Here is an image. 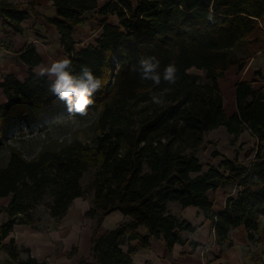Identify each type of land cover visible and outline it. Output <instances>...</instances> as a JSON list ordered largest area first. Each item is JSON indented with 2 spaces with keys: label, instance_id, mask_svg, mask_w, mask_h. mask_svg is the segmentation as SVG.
Here are the masks:
<instances>
[{
  "label": "trees",
  "instance_id": "obj_1",
  "mask_svg": "<svg viewBox=\"0 0 264 264\" xmlns=\"http://www.w3.org/2000/svg\"><path fill=\"white\" fill-rule=\"evenodd\" d=\"M51 1L56 16L47 20L58 30L71 71L79 74L87 66L102 81L92 97L99 107L96 132L90 143L72 138L32 158L11 147L7 163L0 167V198L9 197L0 207L6 214L0 220V252L6 253L1 264H46L31 255L23 258L26 249L5 239L15 224L37 227L34 211L40 204L57 224L73 200L84 196L81 178L90 167L92 200L84 217L93 221L91 249L90 257L78 264H135L134 253L148 247L152 238H162L170 248L187 242L184 232L193 233L198 226L174 214L168 208L171 201L202 211L213 244L230 243L229 233L238 226L249 241H261L264 86L237 80L236 111L228 114L218 79L232 65L241 70L249 57L264 55V0H108L101 5L97 0ZM28 6L0 0L3 26L22 32L21 22L30 16ZM94 9L101 16L100 33L77 48L74 28ZM110 15L117 21H109ZM143 56H155L161 71L174 64L176 84L142 82L136 68ZM19 58L28 66V75L20 79L7 73L0 81L5 97L0 101V139L14 124L31 128L66 109L50 91L52 80L33 72L41 62L35 46H24ZM192 69L202 70L203 77ZM165 88L171 89L166 102L152 103L153 92ZM220 126L235 136L247 129L254 137L248 161L235 153L203 166L197 151L205 134ZM219 188L227 195L223 208L215 211L209 191ZM113 211L129 219L98 233ZM191 244L200 245L194 240Z\"/></svg>",
  "mask_w": 264,
  "mask_h": 264
},
{
  "label": "crops",
  "instance_id": "obj_2",
  "mask_svg": "<svg viewBox=\"0 0 264 264\" xmlns=\"http://www.w3.org/2000/svg\"><path fill=\"white\" fill-rule=\"evenodd\" d=\"M9 1L21 3L24 7L31 3L28 6L30 16L21 22L22 32H15L9 27H4L0 17V81L2 76L7 73H13L20 79L28 75V66L19 58V52L24 46L33 44L41 57L40 64L33 68L35 73L43 63H47L46 59L52 57L51 51L55 46L53 40L56 41L60 50L63 49L58 30L55 25L47 20L56 16V10L51 0ZM64 56L67 58L65 51ZM237 71L241 73L243 69L238 70L237 68ZM219 80L220 78L218 83ZM252 80L255 84V78ZM236 81L231 86L233 93ZM0 101H5L1 87ZM220 157L222 159V156ZM221 159L219 158L214 164H218ZM226 195L227 192L223 188L209 191L210 198L214 200L213 208L215 211L223 208ZM77 198L73 200L66 214L55 227L15 224L5 242L12 238L18 246L26 249L25 252L21 253L23 258L31 255L38 261L46 262V264H78L81 258L90 257L93 222L90 218L84 217V213L89 208V203H76ZM168 208L178 217L187 220L192 225H197V230L193 233L184 232L189 240L184 244L175 243L171 248L162 238H152L148 247L139 249L134 253L135 264H257L255 251L260 250L264 245L261 246V242L258 241L253 243L249 241L242 226L230 231V243L213 246L211 245L213 244V236L209 221L200 209L194 206L183 207L175 201L169 202ZM128 219L121 212L113 211L101 222L98 233H103ZM260 226L264 227V217L261 218ZM191 240L197 241L200 245L194 246L191 244ZM208 242L210 245L205 252L202 251ZM131 243L135 244L136 241ZM211 248L214 249L213 253ZM0 258L5 259L6 253L1 252ZM261 260L264 264V254Z\"/></svg>",
  "mask_w": 264,
  "mask_h": 264
},
{
  "label": "rangeland",
  "instance_id": "obj_3",
  "mask_svg": "<svg viewBox=\"0 0 264 264\" xmlns=\"http://www.w3.org/2000/svg\"><path fill=\"white\" fill-rule=\"evenodd\" d=\"M106 1L108 0H97L99 5ZM108 20L111 22L117 21L116 17L112 15L108 17ZM100 21L101 16L98 15L95 9L84 14L83 21L75 26L72 33L75 40V47L80 48L94 41L95 36L100 32ZM52 42H55V46H53L54 48L51 51L52 57L46 59L47 63H43L41 66L50 65L55 60L65 58L63 49L60 50L57 47L55 40ZM235 52L239 53V49H236ZM191 71L203 77L202 70L192 69ZM239 78L249 80L255 78L256 83L254 86H264V55L257 53L249 57L241 73H238L236 65H232L220 77L219 83L224 100V109L228 114L236 110L234 93L231 90V86ZM98 113L99 107L91 105L87 114L83 116L68 113L67 109H65L54 120L44 124H33L31 128L25 127L22 124H14L11 132L5 138L0 139V167L7 163L11 147L19 149L25 157L32 158L40 150L56 148L60 143L70 141L72 138H78L84 143H90L96 132ZM254 146L255 139L247 129L243 130L238 136H235L228 133L223 126H220L205 134L204 142L198 149L197 155L204 167L208 164H214L219 158L221 159L220 156L233 157L235 153L238 154L239 159L248 161L253 156L252 150ZM215 151L218 152L217 155H214ZM93 171L94 169L90 167L82 176L81 183L84 188V196L78 197L76 203L87 202L90 207L92 193L89 191L88 183L93 175ZM47 199L48 197L46 196L44 201ZM8 201L9 197H1L0 207L6 205ZM34 215L38 218L37 227L51 228L60 222L55 224V221L49 216L45 204L37 206ZM5 218L6 214L4 212L0 213V220H4ZM251 242L253 243L255 241ZM258 242H261V246L264 245V238ZM211 251H214V249ZM255 253L257 264H263L261 258L264 254V246L260 250L255 251ZM2 261L3 259L0 258V264Z\"/></svg>",
  "mask_w": 264,
  "mask_h": 264
},
{
  "label": "clouds",
  "instance_id": "obj_4",
  "mask_svg": "<svg viewBox=\"0 0 264 264\" xmlns=\"http://www.w3.org/2000/svg\"><path fill=\"white\" fill-rule=\"evenodd\" d=\"M71 68V59L62 58L53 61L50 65L39 67L36 74L52 80L50 91L65 103L68 113L83 116L95 103L92 97L94 92L101 89L102 81L87 66L82 67L79 74H73ZM136 71L142 82L151 81L155 86H159L162 81L168 85H175L179 78L178 69L174 64H168L161 71L160 61L155 56L141 57ZM170 91V88H165L153 92L151 102L163 105L166 102L165 95Z\"/></svg>",
  "mask_w": 264,
  "mask_h": 264
},
{
  "label": "built area",
  "instance_id": "obj_5",
  "mask_svg": "<svg viewBox=\"0 0 264 264\" xmlns=\"http://www.w3.org/2000/svg\"><path fill=\"white\" fill-rule=\"evenodd\" d=\"M211 245H213V246H214V244H211ZM211 250H213V248H211ZM202 251H204V252H205V251H206V248H204V247H203V248H202ZM213 252H214V251H212V253H213Z\"/></svg>",
  "mask_w": 264,
  "mask_h": 264
}]
</instances>
